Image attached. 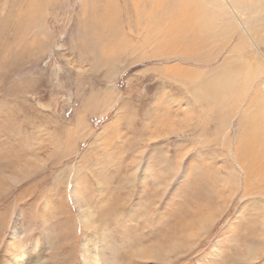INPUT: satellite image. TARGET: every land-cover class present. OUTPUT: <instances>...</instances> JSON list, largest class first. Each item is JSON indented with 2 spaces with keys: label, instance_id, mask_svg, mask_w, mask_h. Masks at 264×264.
Masks as SVG:
<instances>
[{
  "label": "rangeland",
  "instance_id": "374dc122",
  "mask_svg": "<svg viewBox=\"0 0 264 264\" xmlns=\"http://www.w3.org/2000/svg\"><path fill=\"white\" fill-rule=\"evenodd\" d=\"M214 2L188 38L174 0H0V264L16 217L36 264H90V233L104 264H264V181L237 136L264 113V0ZM231 57L243 82L192 104ZM177 240L166 261L142 250Z\"/></svg>",
  "mask_w": 264,
  "mask_h": 264
},
{
  "label": "bare ground",
  "instance_id": "6f19581e",
  "mask_svg": "<svg viewBox=\"0 0 264 264\" xmlns=\"http://www.w3.org/2000/svg\"><path fill=\"white\" fill-rule=\"evenodd\" d=\"M247 2V6L248 8H253L254 10H257L261 4V0H245ZM174 7L172 10H175V12L173 13L176 17L175 22H178V19L182 22V26L185 29V34L189 33L187 35L188 38H192L194 33L191 32L189 29V26L191 27L192 22H190L191 20V10L196 11V8L198 7V11L200 12L199 17H200V21L202 22L203 25V8L206 7L207 12H210L212 9V7H214L216 5V2H214V0H187V1H177L174 0ZM227 2L229 3V0H227ZM113 5H109L108 6L111 7L108 8L106 11L103 12V17L106 15L108 17L110 16V12L114 10V7H116L115 3H113ZM230 4V3H229ZM173 5V4H172ZM194 5H197V7L195 8ZM214 5V6H213ZM216 7V6H215ZM226 6L222 7L221 12L220 9L218 8H214L213 11L215 10L216 13L219 14H224L226 13ZM154 7H150L149 9H153ZM214 11V12H215ZM149 12V11H148ZM190 12V13H189ZM197 12V11H196ZM206 12V11H205ZM114 15L116 14V12L113 13ZM206 15V14H205ZM194 16V15H193ZM216 16V15H214ZM102 17V16H101ZM117 17V16H116ZM214 18V17H213ZM191 23V24H190ZM113 28V27H112ZM193 28V27H192ZM172 30V29H170ZM193 31L197 34H199V31H195L193 29ZM182 35H184V33H181ZM169 35V34H168ZM176 37V36H175ZM182 37H179V39L177 40L178 42H182V41H186V40H182ZM201 42H189V46H191V51L190 53L192 54L193 52H197L196 47L198 45H200ZM186 46V45H185ZM240 51V50H239ZM233 54V52H232ZM231 54V55H232ZM185 56H189V53H186ZM193 57V54L192 56ZM186 58L188 60H192V61H198V59L196 57L193 58ZM185 59V58H184ZM241 60V59H240ZM238 58L235 57H231V59H227L226 61H223L221 64L219 65H215L214 67L211 68H204L203 71H201V73L199 74V72H197V75L199 78L196 79L197 82L201 81L203 83V86H194L191 87L189 89V93L191 95V99H192V104L197 105L198 104V97H199V93L201 95V93L204 96H209L210 93L216 94L217 95V101L218 102L221 98V102L223 100V95L226 91L231 90L232 88H236V85H239L241 83V81L243 82V74L247 72V64H243ZM244 61V60H243ZM186 67V66H185ZM187 68V67H186ZM185 69V68H184ZM189 69V68H187ZM182 71V69H181ZM186 71V70H185ZM184 71V72H185ZM191 71V70H190ZM188 73H191V72ZM187 73V72H185ZM183 74V73H182ZM193 74V73H192ZM194 75V74H193ZM192 75V76H193ZM200 83V82H199ZM201 83V84H202ZM245 84V83H242ZM185 86V85H184ZM192 86V84H191ZM187 87V86H186ZM261 89L264 92V82L261 84ZM187 89V88H185ZM234 90V89H233ZM261 90V91H262ZM202 91V92H200ZM241 93V92H240ZM264 94V93H263ZM227 95V94H226ZM225 97V96H224ZM231 98V97H230ZM236 98V97H235ZM254 99V98H253ZM252 100V99H251ZM236 103V102H235ZM219 105V104H218ZM191 106V105H190ZM193 106V105H192ZM198 106V105H197ZM249 106V105H248ZM194 107V106H193ZM255 107V106H254ZM197 108V107H196ZM219 108V106H218ZM250 107H248V110H251L247 113L244 114L243 117V121L245 123V126L242 128L243 131L242 132H238V138L240 139V136L242 138L241 140V144L244 145V149L245 152L240 153L244 158L247 156L248 159L245 160L243 159V163L247 166L248 170L246 172L249 173V175L251 174L254 177V181L258 182V186L257 187H263V181H264V140L261 141L262 138H264V113L260 110H257L255 112H252V110L255 109H249ZM199 109V108H197ZM247 109V108H246ZM247 110V111H248ZM200 111V110H199ZM198 111V112H199ZM244 111V109L242 110ZM243 113V112H241ZM240 116V115H239ZM241 120V119H240ZM239 121V120H238ZM241 123V122H239ZM238 123V124H239ZM241 131V130H240ZM228 132V131H227ZM240 133V134H239ZM85 135V134H84ZM83 137V136H82ZM97 139V138H96ZM238 141V139H237ZM239 142V141H238ZM240 145V142L238 143ZM237 144V145H238ZM242 146V145H241ZM236 147V146H235ZM237 148V147H236ZM235 148V149H236ZM239 148V147H238ZM237 148V149H238ZM112 149V148H111ZM234 150V149H233ZM110 151V150H109ZM70 152V151H68ZM236 152V151H234ZM105 153V152H104ZM238 153V152H237ZM66 154V153H65ZM104 155V154H103ZM103 156L100 155L99 159L102 158ZM106 157V156H105ZM113 157V156H112ZM94 158V157H93ZM167 158H169L167 156ZM99 159L96 162H99ZM93 161H95L94 159H92ZM118 164V163H117ZM120 164V163H119ZM93 162H92V166H93ZM115 166V165H114ZM121 166V165H118ZM94 167V166H93ZM108 167V166H107ZM122 167V166H121ZM116 168V167H115ZM83 169V168H82ZM88 170V168H87ZM256 171L255 173L257 175H253V172ZM85 172V171H84ZM98 171L95 170H91V171H86L85 173L87 174H91L92 176H94L93 174H96ZM81 173V171H80ZM104 173V172H103ZM75 174V173H74ZM78 176V175H76ZM80 177V175H79ZM87 177V176H86ZM91 177V176H90ZM114 177V176H113ZM250 177V176H249ZM88 179V178H87ZM92 179V178H91ZM251 179V178H250ZM77 180V179H76ZM253 180V179H252ZM251 180V181H252ZM246 183V182H245ZM252 184V183H251ZM256 184V183H255ZM254 184V186H255ZM246 189V187H245ZM249 189V188H248ZM263 189V188H262ZM256 190V189H255ZM258 190V189H257ZM260 191V190H259ZM252 192V191H251ZM250 193V191H249ZM257 193V192H256ZM255 193V194H256ZM79 194V193H78ZM257 195V194H256ZM78 197V196H76ZM78 204H79V200H78ZM81 204V202H80ZM81 207V206H80ZM82 208V207H81ZM88 208V207H87ZM90 209V208H89ZM93 210V209H92ZM84 214V213H83ZM82 214V216H83ZM89 214L94 215L93 211ZM212 215V214H211ZM210 216V215H209ZM92 217V216H91ZM87 220V218H85ZM90 219V217H89ZM93 219V217H92ZM91 220V219H90ZM89 220V221H90ZM207 220V219H206ZM95 221V218L93 220V223ZM91 222V221H90ZM89 222V223H90ZM47 223V222H46ZM21 220L20 217H16V219H13V224L11 226V235L13 236V240H9L7 247L10 249V251H12V255H13V264H36V259L38 258H42L43 253L38 254V255H31L29 254L28 256L25 254L24 252V247L27 246V244L25 245V243L22 242L21 236H18V234L21 231ZM22 225V224H21ZM87 225V223H86ZM90 225V224H89ZM141 226V225H140ZM151 227V226H150ZM90 228V227H89ZM103 227H100L99 230L103 231ZM156 232V231H155ZM188 234V233H187ZM88 236V235H87ZM191 236V235H190ZM85 237V236H83ZM155 237V236H154ZM188 237V236H187ZM97 238L98 236L95 235L94 233H90L88 237H85L82 241V249H83V256H84V260L90 264H104L103 260L101 259V253L99 251L100 248H98L97 245ZM153 238V237H152ZM182 238V237H181ZM191 238V237H189ZM188 238V240H189ZM38 242V239H36L35 244ZM154 242V241H153ZM185 245V241L182 240H177L173 243H170L168 247H166L165 250H161L163 248H159L155 243H151V245H149L148 247L145 246V249H142L144 251L147 252V254H150V257L152 259H157L158 261H166L169 259V253L173 252V251H179L183 246ZM141 247V246H139ZM147 247V248H146ZM140 249V248H139ZM138 249V251H139ZM141 250V251H142ZM99 251V252H98ZM33 253V252H32ZM144 253V252H143ZM142 253V254H143ZM103 254V253H102ZM145 254V253H144ZM1 259L0 262L2 263H6L7 259L5 260V255H1ZM138 256V255H137ZM35 257V259H34ZM10 261V260H9ZM156 261V260H155Z\"/></svg>",
  "mask_w": 264,
  "mask_h": 264
}]
</instances>
